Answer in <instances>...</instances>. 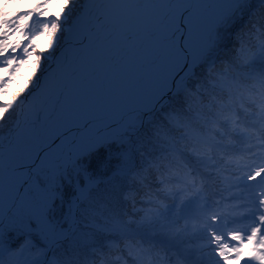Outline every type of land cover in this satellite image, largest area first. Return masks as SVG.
I'll return each mask as SVG.
<instances>
[{"label":"snow or ice","instance_id":"snow-or-ice-1","mask_svg":"<svg viewBox=\"0 0 264 264\" xmlns=\"http://www.w3.org/2000/svg\"><path fill=\"white\" fill-rule=\"evenodd\" d=\"M29 3L0 4V264H264V0Z\"/></svg>","mask_w":264,"mask_h":264},{"label":"trees","instance_id":"trees-1","mask_svg":"<svg viewBox=\"0 0 264 264\" xmlns=\"http://www.w3.org/2000/svg\"><path fill=\"white\" fill-rule=\"evenodd\" d=\"M3 3V0H0V4ZM31 3H35V0H31ZM31 3H29L27 6L30 7ZM234 43V41H231V43L229 44V46L231 47V45Z\"/></svg>","mask_w":264,"mask_h":264},{"label":"rangeland","instance_id":"rangeland-1","mask_svg":"<svg viewBox=\"0 0 264 264\" xmlns=\"http://www.w3.org/2000/svg\"><path fill=\"white\" fill-rule=\"evenodd\" d=\"M231 43V41H229V44ZM63 222V221H62Z\"/></svg>","mask_w":264,"mask_h":264},{"label":"bare ground","instance_id":"bare-ground-1","mask_svg":"<svg viewBox=\"0 0 264 264\" xmlns=\"http://www.w3.org/2000/svg\"><path fill=\"white\" fill-rule=\"evenodd\" d=\"M58 55V54H57Z\"/></svg>","mask_w":264,"mask_h":264}]
</instances>
